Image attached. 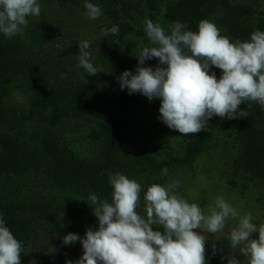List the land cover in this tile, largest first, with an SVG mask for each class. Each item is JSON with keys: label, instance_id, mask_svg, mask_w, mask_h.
I'll return each instance as SVG.
<instances>
[{"label": "trees", "instance_id": "16d2710c", "mask_svg": "<svg viewBox=\"0 0 264 264\" xmlns=\"http://www.w3.org/2000/svg\"><path fill=\"white\" fill-rule=\"evenodd\" d=\"M89 2L102 10V24L90 28L91 38L81 34L78 23L54 22L44 10L56 5L63 13L85 16V0H38L41 13L27 18L22 34H0V215L22 243L21 264H51L42 256L35 262L29 258L31 244L44 227L48 233L58 232L68 217L98 227L87 198L95 193L111 203L109 177L116 173L141 184L137 211L142 216L149 186L167 187L178 173L181 191L198 175L197 163L205 156L230 172V188L239 189L243 197H253V188H264V108L258 103L240 105L247 117L213 116L196 134L174 131L169 143L161 120L151 134L142 136L144 125L138 126L133 115L142 94L130 95L117 79L125 70L135 74L136 56L153 46L145 33L146 20L166 32L177 21L195 32L201 20H209L231 42L246 41L254 31H264V0ZM114 25L119 34L105 35ZM85 40L98 71L93 76L79 64V44ZM158 63L153 58L143 66L155 68ZM211 72L217 79L222 75L215 67ZM207 204L205 197L198 203L203 211ZM205 249L207 264H227V254L234 250L228 236L206 239Z\"/></svg>", "mask_w": 264, "mask_h": 264}, {"label": "clouds", "instance_id": "9594fccd", "mask_svg": "<svg viewBox=\"0 0 264 264\" xmlns=\"http://www.w3.org/2000/svg\"><path fill=\"white\" fill-rule=\"evenodd\" d=\"M85 15L96 20L102 15L99 5L85 0ZM38 0H0V34L12 38L22 34L28 17H38ZM145 33L153 46L141 49L135 74L125 70L117 78L120 88L140 93L149 101L160 99L159 119L182 135L205 129L213 116L229 120L247 117L240 105L251 102L264 108V31H254L246 41H230L209 20H201L198 31L187 30L177 21L165 29L151 20L145 22ZM119 34L114 25L105 31ZM87 40L79 44V64L89 76L98 74L90 62ZM158 58L155 68L143 66L146 60ZM222 70L217 79L210 70ZM167 174V169L162 170ZM111 203L90 193L88 200L98 227H88L85 235L68 233L64 245L79 241L83 254L65 264H207L206 236L225 228L228 218L238 220L228 239L233 249L247 257L248 264H264V224L252 222L251 213L240 215L223 197H217L208 212L197 203H189L167 187L152 184L144 192V212L140 205L141 184L126 175L109 177ZM153 225L159 226L154 230ZM258 233V238H252ZM215 253V245H213ZM22 243L14 237L0 215V264H21ZM224 259V257H221ZM227 264H239L228 258Z\"/></svg>", "mask_w": 264, "mask_h": 264}, {"label": "rangeland", "instance_id": "374dc122", "mask_svg": "<svg viewBox=\"0 0 264 264\" xmlns=\"http://www.w3.org/2000/svg\"><path fill=\"white\" fill-rule=\"evenodd\" d=\"M44 6V5H42ZM44 10L55 22L66 21V25L72 23H78V30H81V34L92 37V31L90 28L98 27L102 23L97 18L96 20H90L87 16L70 15L61 12L60 8L56 5H46ZM74 13V12H73ZM64 27L65 25L62 24ZM70 38V37H69ZM142 102L136 104L133 107L134 121L138 126L144 125V134H151L153 126L160 120L159 107L160 99L154 98L151 101L144 95H142ZM167 130L169 143L173 141L174 131L168 128L164 123L160 126ZM216 161V160H215ZM198 175L192 178L190 181L187 180L183 184V188L180 191L177 185L182 181V175L175 174L170 177V184H175L174 192L181 198L186 199L189 203H199L202 197L208 200V204L205 206V214L208 212V207L214 205L217 197H223L238 213L242 216L248 213L252 215V222L257 226L264 224V188H253L251 196H242L239 189L230 188L228 180L231 179L229 171L223 172V168L215 167V162L211 157H203L197 163ZM211 168V169H210ZM226 174V176H225ZM238 177V176H237ZM237 179H240L238 177ZM169 184V185H170ZM260 197V198H259ZM261 203V204H258ZM93 223V222H92ZM238 220L228 218L225 224V228L218 233L211 234L202 232L197 229L202 235L206 236L207 240L219 239L224 236H228L231 229L236 226ZM91 225V222L85 220L75 219L68 217L62 230L55 233H48L44 227L40 229L38 237L33 241L30 247V260L35 262L39 256L45 257L51 264H65L66 260L76 261L82 254L83 248L79 241L71 245H64L62 243V237L68 233H76L80 237L85 235L86 229ZM228 258L235 257L239 264H248L247 257L240 252V247L235 248L227 254Z\"/></svg>", "mask_w": 264, "mask_h": 264}]
</instances>
